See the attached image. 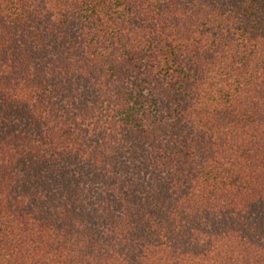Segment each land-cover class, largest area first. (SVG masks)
I'll return each mask as SVG.
<instances>
[{"label":"trees","instance_id":"obj_1","mask_svg":"<svg viewBox=\"0 0 264 264\" xmlns=\"http://www.w3.org/2000/svg\"><path fill=\"white\" fill-rule=\"evenodd\" d=\"M0 264H264V0H0Z\"/></svg>","mask_w":264,"mask_h":264}]
</instances>
